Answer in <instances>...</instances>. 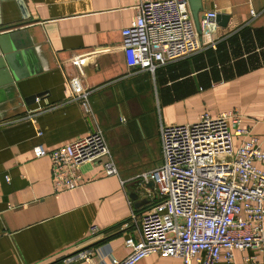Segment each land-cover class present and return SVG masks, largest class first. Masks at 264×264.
<instances>
[{"label": "crops", "instance_id": "0c3cea01", "mask_svg": "<svg viewBox=\"0 0 264 264\" xmlns=\"http://www.w3.org/2000/svg\"><path fill=\"white\" fill-rule=\"evenodd\" d=\"M21 1L22 8L16 0L0 3L2 21L23 13L28 20L0 34L21 30L32 44L20 78L0 84V264H66L64 256L85 247L94 250L96 264L124 258V238H137L131 212L138 221L155 201L154 188L140 175L162 162L159 126L180 123L175 115L189 123L204 112L237 110L264 149V0H202L203 12L227 16L211 36L219 40L216 48L154 73L129 71L125 63L121 29L134 20L136 0ZM201 39L209 44L210 38ZM70 77L89 91L90 112L67 98ZM96 129L117 173L107 175L99 161L84 162L79 186L56 191L49 158L35 157L33 146L56 148ZM153 150L157 157L150 161ZM136 264L182 262L151 254Z\"/></svg>", "mask_w": 264, "mask_h": 264}, {"label": "built area", "instance_id": "2783aa9c", "mask_svg": "<svg viewBox=\"0 0 264 264\" xmlns=\"http://www.w3.org/2000/svg\"><path fill=\"white\" fill-rule=\"evenodd\" d=\"M136 15L121 29L129 71L150 73L189 58L206 47L216 48L215 9L202 12V36L194 26L188 0H136ZM252 14L254 12L252 11ZM66 94L90 112L89 91L77 77L66 78ZM27 117L34 121V111ZM40 134V131L37 132ZM162 162L140 175L151 180L154 203L135 220L137 238H124L129 252L109 264H136L151 254L179 258L182 264H264V149L260 137L243 126L237 110L202 113L189 123L159 126ZM35 157H48L56 191L80 184V166L99 161L107 175L117 173L101 129L47 149L32 148ZM98 230L90 228L91 233ZM239 260L236 252H245ZM94 250L85 247L62 258L66 264L94 263Z\"/></svg>", "mask_w": 264, "mask_h": 264}, {"label": "water", "instance_id": "95a60500", "mask_svg": "<svg viewBox=\"0 0 264 264\" xmlns=\"http://www.w3.org/2000/svg\"><path fill=\"white\" fill-rule=\"evenodd\" d=\"M7 0H0L4 2ZM19 6L22 8L23 4L21 0H16ZM188 5L191 11L192 19L194 22L195 29L198 36L201 38L202 29L200 24V17H203V4L202 0H188ZM218 25H226L227 16L224 14H217L215 17ZM27 17L23 13V19H17L15 21L4 22L0 19V31L11 29L14 27H19L21 25L27 24ZM22 31L17 30L16 32H9L8 34H0V79L2 81L0 84L11 83L15 79H19L22 75L20 66L26 65V61L30 58L29 42H26L22 36ZM192 70V69H191ZM40 93L32 94L24 98L25 102L29 104L31 101H34ZM147 186L152 188L153 182L151 180L147 181ZM128 194L130 199L134 202V205H137L138 195L134 192L133 188H129Z\"/></svg>", "mask_w": 264, "mask_h": 264}, {"label": "rangeland", "instance_id": "374dc122", "mask_svg": "<svg viewBox=\"0 0 264 264\" xmlns=\"http://www.w3.org/2000/svg\"><path fill=\"white\" fill-rule=\"evenodd\" d=\"M158 89H160L159 85H158ZM153 96L156 99V96L154 94H153ZM155 105H156V102H155ZM163 107L164 106L162 105V107H161L162 112H160L161 110L160 109L158 110V108L156 107V117L157 118L159 117V115L161 113H164ZM171 109H172V107H171ZM175 111H176V108H175ZM176 118H179V116L175 115V120L178 121V122H180V123L186 121V120L183 121V118H181V119L179 118V120L176 119ZM156 157H157V153L155 152V150H153L152 152L149 153V159H150V161L154 160ZM128 186H131V185H128Z\"/></svg>", "mask_w": 264, "mask_h": 264}]
</instances>
